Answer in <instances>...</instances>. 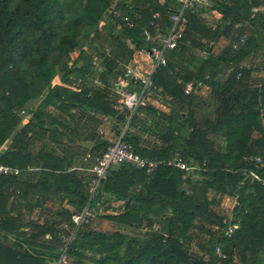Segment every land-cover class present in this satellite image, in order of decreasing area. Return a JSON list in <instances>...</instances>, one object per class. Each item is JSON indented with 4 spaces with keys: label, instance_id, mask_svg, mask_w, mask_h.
Returning a JSON list of instances; mask_svg holds the SVG:
<instances>
[{
    "label": "trees",
    "instance_id": "obj_1",
    "mask_svg": "<svg viewBox=\"0 0 264 264\" xmlns=\"http://www.w3.org/2000/svg\"><path fill=\"white\" fill-rule=\"evenodd\" d=\"M117 1L0 0V150L12 138L10 147L0 154V165L20 171L37 165L32 154L27 152L32 138L28 133L44 129L45 121L52 119V112L59 111L67 117L72 115L73 110L83 109L86 112L117 115L106 105L110 101L103 98L101 92L93 94L87 90L70 88L73 82L78 79L83 81L94 72L91 48L101 56L107 42L111 51L121 47L117 36L111 35L109 40H104L98 30L103 21L107 22V26L118 24L107 14L108 10L113 8L128 14L137 11L142 15L136 28L132 31L124 29L140 45L144 42L142 29L147 27L151 15L160 10L155 5L153 9H136ZM232 1L234 6L229 11L234 12L255 6L257 0ZM165 10L166 7H161L162 13ZM192 13H187L189 20L194 19ZM258 14L253 15L250 10L252 18ZM159 21L160 18L155 21L156 24ZM179 45L171 52L176 51ZM75 51L78 54L73 58L71 54ZM118 51L121 53V50ZM246 55L247 52L242 49L226 50L222 59H209L202 61V64L227 63L233 68L231 77L237 87L246 73L239 68ZM115 60L114 55L102 60L107 69L101 75L104 84L108 80L107 74L112 70L109 66H114ZM174 73L172 66L167 65L156 71L153 83L161 89L162 95L171 96L184 106L186 120L179 123L173 118L177 123L169 128L170 133H176L177 137L165 135L163 138L164 142L173 141L176 145L151 152L138 151L125 136L124 140L131 145L135 154L155 158L162 164L150 174L145 169L124 164L113 166L115 169L109 170L95 194L98 198L103 191L116 199L127 200L123 214L112 219L109 217L110 221L138 228L145 224L149 232L157 224L160 230L150 232L146 239L140 240L118 232H96L90 224L78 229L68 247L67 255L71 263H82L80 261L87 260V252H90L99 256L94 261L96 264H187L184 242L188 239L199 240L196 245L208 252L209 264L233 263L235 253L245 254L256 262L259 253L264 252V185L261 183L264 180V126L257 108L259 99L264 104V86L262 91L252 92L250 99L236 108L231 104L227 107L228 100L221 99L215 120L198 126L194 117L192 93H184V86L190 81L195 82L192 80L194 77H183L180 83ZM238 74L240 77L236 79ZM57 77L60 78V84L55 85L53 82ZM201 80L206 82L204 77ZM20 111L31 117L24 129L15 135L21 120ZM126 117L127 111L123 109L116 119L125 123ZM168 120L171 122L172 118ZM254 133L259 137L252 138ZM211 135H220L225 139L223 153L211 147L214 145L208 138ZM107 149L108 146L100 157ZM176 151L180 152V158L186 160L189 166H199L200 169L195 172L199 179L184 181L186 190L182 188L183 172L173 165H167L169 157L175 155ZM39 158L42 164L38 168L49 171L43 172V184L52 181L58 183L61 190L74 193L75 201L72 204L80 207L79 210L83 208L89 201L87 186L78 182L72 172H66L68 165L63 161L50 155ZM256 158L259 162L255 161ZM244 159H248L246 164ZM57 171L64 173L55 175ZM249 172L256 174L261 181L247 178L240 184L243 173ZM19 176L0 177V183L17 184ZM213 193L221 196L232 194V197L236 193L237 205L232 221L239 226L229 239L224 238L222 233L212 232L215 225L221 229L224 227L222 219L210 209L211 205H218L209 198ZM92 203L93 199L90 201ZM167 212H171V216H166ZM70 216L64 223L70 224ZM196 221L198 224L194 225ZM192 229L194 232L190 234ZM217 245L225 256L223 260L214 257ZM198 264L207 263L198 260Z\"/></svg>",
    "mask_w": 264,
    "mask_h": 264
},
{
    "label": "crops",
    "instance_id": "obj_2",
    "mask_svg": "<svg viewBox=\"0 0 264 264\" xmlns=\"http://www.w3.org/2000/svg\"><path fill=\"white\" fill-rule=\"evenodd\" d=\"M207 1L208 6H202L197 12L192 13L194 19L189 20L187 17L182 43L176 51H169L166 54V65L158 68L159 70L167 65L172 66L175 72L173 75L177 76V81L180 83L183 81V77H194L192 80L195 82H192L196 84L191 96L193 97L194 117L198 126H204L215 120L217 109L221 106V99L228 100L227 107L231 104L236 108L244 101L249 100L252 92L262 91L264 86V0H257L255 6L241 8L234 12L229 11L234 6L232 0ZM117 3L132 5L136 9L146 7L153 9L154 5L159 6L158 28L150 31L152 38L149 42L144 41L141 34L144 42L140 45L118 24L107 26L106 21L99 24L98 30L104 36V40H109L111 35H115L121 47L111 51L112 49L108 46L109 42H107L101 56L91 48L94 72L82 81V85L73 82L70 88L87 90L93 94L101 92L103 98L110 101L106 105L116 111L117 115L109 116L102 112L88 110L86 112L83 109H75L72 111V115L67 117L59 111L52 112V119L45 121L44 129L28 133L32 135V138L29 140L27 152L32 154L37 165L22 170L17 178V184L0 183V264H56L62 250V238L69 235L66 230L61 232L60 227L64 224L67 216L79 210L80 207L72 204L75 201L73 192L61 190L60 185L54 181L43 184V172L49 171L38 168V165L42 164L39 157L50 155L63 161L65 165H68L66 172H72L78 182L89 187L92 179L90 168L96 163L104 148L115 143L118 135L126 126V121L122 123L116 119L121 112L116 110L119 97L115 92V85L117 81L126 77L127 67L131 68L140 79H145L150 74L154 63L149 55L140 51L158 45L160 38L169 33V14L177 8L174 2L163 3L161 0H118ZM161 7H166L164 13H162ZM252 9H257V13H259L255 18L250 15ZM244 37V43L238 44ZM236 43L239 45L238 49L247 52L246 57L239 64V68L246 73L237 87L234 86L231 77L233 68L227 63L202 64V61L209 59H222L226 50L235 51L233 46ZM87 49L89 50V48ZM118 50H121V53ZM112 55L116 57V60L114 66H109L112 70L107 74L106 83L108 84H104L101 75L107 69L106 65L102 64V60ZM201 77H204L206 82L202 81ZM59 80L60 78L57 77L53 84H60ZM96 80L101 84L96 85ZM132 85H134V90L139 91L141 82L138 81L137 84ZM154 85L152 79L148 106L140 109L133 116L126 131V138L130 139L131 145L138 151L151 152L154 149L176 145L173 141L164 142L163 138L165 135L170 138L177 137L176 133L172 135L169 131L171 125L177 123L173 118L179 123L186 120L184 106L177 103L171 96L162 95L161 89ZM263 105L262 100L259 99L257 108L260 110V118L264 126ZM30 117L31 115L21 118L15 135L24 129ZM170 117L172 118L171 122L168 120ZM258 137L259 135L256 133L252 136L254 139ZM208 138L214 142V145L211 146L214 150L219 153L225 151L226 141L223 137L211 135ZM11 139L4 144L0 154L10 147ZM180 156V152L176 151L175 155L169 157L168 163L174 162ZM141 158L157 161L154 157V159L152 157ZM180 159L189 166L186 160ZM247 161L248 159H244L245 164ZM189 167L194 169V174L196 171H200L199 166ZM60 173L64 172L57 171L55 175H60ZM194 179H199V176L195 174ZM50 184V188L47 189ZM100 194L98 198L96 195L92 197V204H90L92 199L87 201L95 215L91 222L94 231L100 233L118 232L144 240L149 236L153 226L157 225L154 224L149 232L145 224L138 228L110 221L109 217L112 219L123 214L127 200L116 199L112 194L103 191ZM209 198L215 204L218 203V205H211L210 209L213 213L221 219H232L235 207L232 194L221 196L213 193ZM166 214L168 217L171 216V212ZM197 224L196 221L194 225ZM194 229L190 231V234H193ZM199 234L201 236V233ZM205 235L204 232L203 236ZM197 242H199L198 239H188L184 242L187 264H198V260L201 261L199 253L192 249ZM263 253L261 251L259 256ZM98 257V255L87 252V260L74 264L96 263L94 261ZM27 261L32 263H27ZM86 261L88 262L85 263ZM206 261L209 263L210 258ZM232 262L228 264H264L262 258L254 262L252 258L242 253H235ZM70 264L73 263L70 262Z\"/></svg>",
    "mask_w": 264,
    "mask_h": 264
},
{
    "label": "built area",
    "instance_id": "obj_3",
    "mask_svg": "<svg viewBox=\"0 0 264 264\" xmlns=\"http://www.w3.org/2000/svg\"><path fill=\"white\" fill-rule=\"evenodd\" d=\"M163 3L166 1L174 2L177 6L175 11L170 15V30L169 33L161 37L158 45H153L148 49L141 50L140 52L149 55L152 59L154 66L150 74L145 79H140L134 71L127 67L126 68V77L117 81L115 85V92L119 97V103L116 105L117 111H122L123 109L127 111L126 117V126L118 135L115 143L108 147L107 151L96 160V163L90 168L89 172L92 174V179L90 180V184L88 187V194L90 196L89 201L94 197L97 190L101 186L102 182L105 181L107 177L108 171L117 165H128L137 169H145L147 174L152 173L157 166L162 163L157 161H148L146 159L141 158L137 154H135L132 150L130 144H128L124 138L126 136V131L128 129L129 123L132 120L133 116L142 108H146L148 106V98L150 95L151 87H152V79L156 71L159 67L166 65V54L169 51H172L178 47L183 39L184 28L187 24V13L189 11L197 12L198 9L202 6H208L207 0H161ZM257 13V9H252V14ZM107 14L112 17L115 21L118 22V25L127 31H132L138 25V22L142 19V15L137 11H133L132 13H122L116 9L108 10ZM160 18V14L155 12L151 15V19L148 22L147 27L142 29V36L144 41L149 42L151 40V29H157L158 26L156 24V20ZM245 41V37L241 38L238 44H243ZM237 43L233 46V49L237 50ZM132 47V46H131ZM239 74L237 75V79L239 78ZM141 82V87L139 91L134 90V85L137 82ZM78 84H82V80H77ZM96 85H100L101 82L96 80ZM132 87L131 89H129ZM195 88V84L190 81L184 87V93L189 95L192 93ZM25 112L20 111L19 116H22ZM256 162H259V159H256ZM169 165H173L183 172L182 180L185 181L188 178H192L194 176V169L189 167L185 162H183L180 158L174 160L172 163H168ZM20 170L17 168H11L8 166L0 165V177L6 176H14L17 177L20 174ZM251 178L252 180L261 181L259 177L252 173H243V180L240 184L247 179ZM264 185V180L261 182ZM17 194H19L17 192ZM235 206L237 205V196L236 193L233 197ZM95 215L92 209L89 207V203H87L80 210L74 211L70 216V224L64 223L61 225V232L66 230L69 232L67 237L62 238V250L60 252V257L56 264H70L68 260V247L73 242L76 232L78 229L88 226L91 224ZM222 225L224 226L222 229L219 225H215L212 227L213 233H222L224 238H231L232 235L238 229V223L233 222L231 218H222ZM160 230L159 225L153 226L151 232H158ZM192 249L199 253V257L202 262L206 263L207 259H209V254L207 251H203L199 246L194 245ZM214 257L218 260L225 259V256L222 253V250L217 245L214 248ZM209 264V263H207Z\"/></svg>",
    "mask_w": 264,
    "mask_h": 264
},
{
    "label": "rangeland",
    "instance_id": "obj_4",
    "mask_svg": "<svg viewBox=\"0 0 264 264\" xmlns=\"http://www.w3.org/2000/svg\"><path fill=\"white\" fill-rule=\"evenodd\" d=\"M87 49V48H86ZM77 54H78V51H75L74 53H72L71 54V57H73V58H76L77 57ZM77 82V81H76ZM36 105V104H35ZM35 105L33 106V107H35ZM30 114H24L23 116H25V117H27V116H29ZM22 116V117H23ZM16 132V131H15ZM195 178V174H194V176L192 177V178H188V179H194ZM182 188L183 189H185L186 190V188H187V185L184 183V181H183V184H182ZM214 211H215V209H213ZM262 258L263 259V261H264V253L262 254V255H260V256H258V259H260V258ZM262 261V260H261ZM88 261H86L85 263H87ZM87 264H96V263H87Z\"/></svg>",
    "mask_w": 264,
    "mask_h": 264
}]
</instances>
